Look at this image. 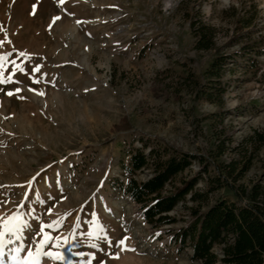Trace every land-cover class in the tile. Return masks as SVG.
Returning <instances> with one entry per match:
<instances>
[{
    "label": "rangeland",
    "instance_id": "rangeland-1",
    "mask_svg": "<svg viewBox=\"0 0 264 264\" xmlns=\"http://www.w3.org/2000/svg\"><path fill=\"white\" fill-rule=\"evenodd\" d=\"M244 16L252 25L237 38ZM196 21L236 57L224 69L221 105L196 95L213 56L195 48ZM0 41V55L24 69L0 83V233L13 239L0 264H198L169 233L187 212L151 228L121 190L122 163L155 138L217 164L247 152L264 132V0H0ZM221 140L227 151L215 159ZM248 150L241 182H264V146ZM201 171L194 163L185 176ZM219 197L235 201L223 190L211 202ZM13 217L18 240L6 231Z\"/></svg>",
    "mask_w": 264,
    "mask_h": 264
},
{
    "label": "trees",
    "instance_id": "trees-1",
    "mask_svg": "<svg viewBox=\"0 0 264 264\" xmlns=\"http://www.w3.org/2000/svg\"><path fill=\"white\" fill-rule=\"evenodd\" d=\"M251 25L246 16L238 19L237 38ZM191 33L196 38L197 50L213 53L202 75L205 84L200 85L198 80L194 81L198 88L196 95L211 102L216 97L221 105L226 92L222 86L224 69L236 57L221 51L215 42V29L203 22H192ZM241 50L244 53L246 51L244 46ZM173 92L180 97V92ZM220 137L231 141L223 129ZM248 142L247 152L242 155L244 157L239 155L240 158H233L228 163L222 161L217 164L163 139L142 141L140 147L129 151L128 163H122L128 182H120L121 190L139 207L144 222L154 229L174 226L178 220L172 213L179 207L184 209L187 212V219H183L185 225L177 230L172 228L169 233L174 235L180 249L186 246L191 248L193 262L264 264V182H241L252 161L248 149L251 148L254 153L264 146V132H255ZM225 145V141L221 140L220 145L216 146L219 152L215 159L222 158L226 153ZM194 163H198L202 171L185 176ZM211 166H214V175L209 174ZM141 174H146V177L138 179L137 175ZM202 174L206 176L205 187L198 189ZM223 190H228L235 201L219 197L211 202V197Z\"/></svg>",
    "mask_w": 264,
    "mask_h": 264
},
{
    "label": "snow or ice",
    "instance_id": "snow-or-ice-1",
    "mask_svg": "<svg viewBox=\"0 0 264 264\" xmlns=\"http://www.w3.org/2000/svg\"><path fill=\"white\" fill-rule=\"evenodd\" d=\"M61 3H64V0H61ZM56 20H59L60 17H56ZM4 41H0V46H3ZM12 55V53H6L3 55H0V83H9V82H14L12 80V76L15 75L16 71H24V69L20 66H18L16 64L15 60H10L9 57ZM21 56L24 55V53H20ZM7 64H11L12 65V73L5 77L4 76V72H5V67ZM40 71V66H36L35 68H33V72H39ZM34 83H39V80H34ZM17 91H19V89H17ZM9 96L13 95L12 92L7 93ZM39 95H43V93H38ZM25 198H27V194H25ZM0 203H3V201H0ZM13 220H16L18 223L16 225H13L12 227H7L6 225V231L12 236L15 237V239H21V237L19 235H17V233L20 231L21 226L19 225V217H13ZM22 227H27V225H22ZM44 227H46L45 225H41L40 226V230L43 231ZM47 227H52V225H47ZM4 233H0V257L3 256V246L6 244H12L13 243V239H8V240H4ZM57 239H59V237H57ZM46 242V241H45ZM65 243H70V241L65 240ZM110 243V242H109ZM125 241L124 240H120L118 242L119 245H124ZM93 247H95V245H93ZM16 253H19L22 249L20 247L14 248L13 249ZM29 257L32 256V253L29 252L28 253ZM45 255L47 256H52L51 253H45ZM13 259L15 260L16 257H13ZM55 259L60 260V261H64L65 257L63 256V254H58L57 256H55ZM25 264H28V262L26 261ZM67 264H72L71 261H67ZM86 264H91V259L89 261L86 262ZM103 264V262H102Z\"/></svg>",
    "mask_w": 264,
    "mask_h": 264
},
{
    "label": "bare ground",
    "instance_id": "bare-ground-1",
    "mask_svg": "<svg viewBox=\"0 0 264 264\" xmlns=\"http://www.w3.org/2000/svg\"><path fill=\"white\" fill-rule=\"evenodd\" d=\"M1 214V213H0Z\"/></svg>",
    "mask_w": 264,
    "mask_h": 264
}]
</instances>
